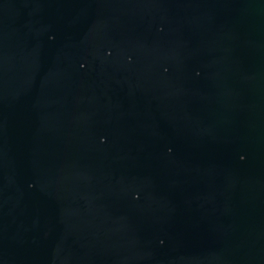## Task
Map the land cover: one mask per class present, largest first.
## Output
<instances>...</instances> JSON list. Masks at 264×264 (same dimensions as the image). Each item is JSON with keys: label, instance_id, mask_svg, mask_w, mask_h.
<instances>
[{"label": "water", "instance_id": "water-1", "mask_svg": "<svg viewBox=\"0 0 264 264\" xmlns=\"http://www.w3.org/2000/svg\"><path fill=\"white\" fill-rule=\"evenodd\" d=\"M0 264H264V0H0Z\"/></svg>", "mask_w": 264, "mask_h": 264}]
</instances>
